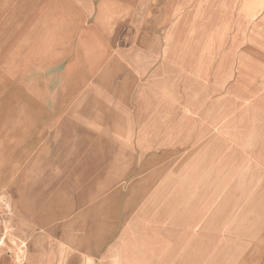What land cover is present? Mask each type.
I'll return each instance as SVG.
<instances>
[{
  "label": "rangeland",
  "instance_id": "rangeland-1",
  "mask_svg": "<svg viewBox=\"0 0 264 264\" xmlns=\"http://www.w3.org/2000/svg\"><path fill=\"white\" fill-rule=\"evenodd\" d=\"M183 2L180 28L64 24L0 62L2 264L27 258L8 246L19 188L72 206L104 199L119 230L165 246L154 264H264V13L240 39ZM226 35L233 63L194 70ZM175 48L174 71L145 61L169 63Z\"/></svg>",
  "mask_w": 264,
  "mask_h": 264
},
{
  "label": "crops",
  "instance_id": "crops-1",
  "mask_svg": "<svg viewBox=\"0 0 264 264\" xmlns=\"http://www.w3.org/2000/svg\"><path fill=\"white\" fill-rule=\"evenodd\" d=\"M183 1L0 0V62L12 61L24 55L25 42L45 37L64 24L86 23L103 35L119 33L125 26L146 29L167 23L180 28L189 18H186L188 12L182 10ZM242 5L244 9L239 10L240 17L234 21L232 13L237 10L233 8L231 0H196V21L202 19L210 24H234L232 31L239 34L241 39L248 32V25L245 24L264 13V7L249 1L247 3V0L242 1ZM224 33L227 34V30ZM175 38L176 44L181 42L180 36ZM228 40L232 39L226 35L219 51L209 54L217 58L207 60L196 57L194 70L218 72L221 67L232 64L233 60L229 61L228 55H232L235 47L228 44ZM226 42L228 45L224 44ZM176 50L172 49L169 63L153 59L145 61L154 66L153 72L174 71L169 64L177 65V60L172 59L179 55ZM234 69H238V64L235 68H229ZM19 190L16 193L10 191L17 201L12 214L17 238L8 246L17 245L16 253L19 255L20 250L22 256L26 252L27 258L23 264H154L156 254L163 253L165 246L129 230H119L111 217L112 206L104 199L72 206L70 202L53 203L46 193L41 196L27 189ZM2 260L1 253L0 264Z\"/></svg>",
  "mask_w": 264,
  "mask_h": 264
},
{
  "label": "bare ground",
  "instance_id": "bare-ground-1",
  "mask_svg": "<svg viewBox=\"0 0 264 264\" xmlns=\"http://www.w3.org/2000/svg\"><path fill=\"white\" fill-rule=\"evenodd\" d=\"M10 238H11L12 241H16V238H15V236H14L13 233L10 235ZM24 242H25V241H24ZM23 259H24V261H25V256H23ZM24 261L22 262V264L24 263Z\"/></svg>",
  "mask_w": 264,
  "mask_h": 264
}]
</instances>
